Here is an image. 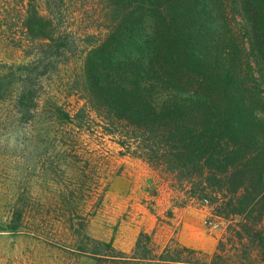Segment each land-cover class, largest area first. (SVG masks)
I'll use <instances>...</instances> for the list:
<instances>
[{
  "label": "trees",
  "instance_id": "1",
  "mask_svg": "<svg viewBox=\"0 0 264 264\" xmlns=\"http://www.w3.org/2000/svg\"><path fill=\"white\" fill-rule=\"evenodd\" d=\"M73 2L26 17L19 47L30 61L3 66L0 127L101 132L176 184L185 204L208 200L230 224L212 254L161 247L148 232L127 253L90 238L79 217L71 226L83 240L69 253L95 264H264V0H106L104 35L83 27L91 16ZM74 12L80 27H68ZM78 62L70 89L85 95L68 104L53 83Z\"/></svg>",
  "mask_w": 264,
  "mask_h": 264
},
{
  "label": "rangeland",
  "instance_id": "2",
  "mask_svg": "<svg viewBox=\"0 0 264 264\" xmlns=\"http://www.w3.org/2000/svg\"><path fill=\"white\" fill-rule=\"evenodd\" d=\"M48 2L0 0V74L4 65L30 61L19 47L28 38L25 20L31 10L46 9ZM107 4L74 0L73 8L89 12L91 19L83 27L104 35L100 32L108 22ZM75 13L66 19L68 27L71 23L80 27L82 14ZM80 69V62L63 67L53 81V90L63 102L71 98L75 104L77 96L85 95L74 83L72 89L78 92H68L72 81H80ZM50 81L44 79L48 87ZM71 94L75 97H62ZM23 126L7 122L0 127V264H95L76 261L69 253L83 240L75 232L79 217L86 220L90 238L113 242L127 253L142 231H153L161 247L179 240L206 254L215 251L226 233L230 222L212 215L210 201L185 204L186 195L175 190L176 184L164 182L142 161L122 155V149L103 133L80 134L56 127L49 133L36 132ZM20 213L23 225L15 229Z\"/></svg>",
  "mask_w": 264,
  "mask_h": 264
},
{
  "label": "crops",
  "instance_id": "3",
  "mask_svg": "<svg viewBox=\"0 0 264 264\" xmlns=\"http://www.w3.org/2000/svg\"><path fill=\"white\" fill-rule=\"evenodd\" d=\"M153 170V169H152ZM171 219V218H170ZM160 220V219H159ZM142 232H148V233H151V234H153L152 232L153 231H142ZM155 236V235H154ZM179 241V240H178ZM180 242V241H179ZM181 243V242H180ZM182 244V243H181ZM182 245H184V244H182ZM184 246H186V245H184ZM187 247H189V246H187ZM190 248H193V249H196V248H194V247H190Z\"/></svg>",
  "mask_w": 264,
  "mask_h": 264
}]
</instances>
